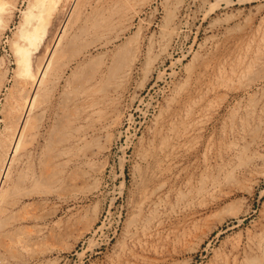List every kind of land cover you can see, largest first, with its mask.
Instances as JSON below:
<instances>
[{
  "label": "rangeland",
  "instance_id": "374dc122",
  "mask_svg": "<svg viewBox=\"0 0 264 264\" xmlns=\"http://www.w3.org/2000/svg\"><path fill=\"white\" fill-rule=\"evenodd\" d=\"M93 1L0 33V264H264V0Z\"/></svg>",
  "mask_w": 264,
  "mask_h": 264
},
{
  "label": "bare ground",
  "instance_id": "6f19581e",
  "mask_svg": "<svg viewBox=\"0 0 264 264\" xmlns=\"http://www.w3.org/2000/svg\"><path fill=\"white\" fill-rule=\"evenodd\" d=\"M11 1V2H10ZM113 1V0H112ZM59 2H60V0H32V3H31V7H30V10H29V12L25 15V26H26V28L27 29H31L33 26H34V24L37 22V20H38V16H39V13H41V11H43V13L44 14H46L47 12H48V4H49V11H50V8L51 9H54L56 6H58V4H59ZM66 2V1H65ZM65 2H63L62 4H63V6H64V3ZM93 2H95V0L93 1ZM4 3H5V5H4ZM68 3V2H67ZM115 3V2H114ZM113 3V4H114ZM14 4H15V0H0V12L2 11V8H4V20L3 21H1L0 23H2L1 24V26H0V33L1 32H3V30L5 29V27L7 26V24L9 23V18H10V16H11V9L13 8V6H14ZM61 4V5H62ZM124 4V3H123ZM115 5V4H114ZM116 6V5H115ZM114 6V7H115ZM47 7V8H46ZM59 7V6H58ZM67 7V6H66ZM72 7V6H71ZM97 8V7H96ZM57 9V8H56ZM60 9V8H59ZM55 10V9H54ZM53 10V11H54ZM61 10V9H60ZM67 10V9H66ZM92 10V9H91ZM116 10V9H115ZM57 11H58V9H57ZM69 12V11H68ZM54 13V12H53ZM72 13V12H71ZM100 13V12H99ZM59 14V13H58ZM60 14H61V12H60ZM81 15V14H80ZM111 15V14H110ZM116 15H117V13H116ZM58 16V15H57ZM6 17V18H5ZM53 18V17H52ZM66 19H68V17L66 18ZM78 19V18H77ZM76 19V20H77ZM85 19V18H84ZM107 19V18H106ZM56 21V20H55ZM59 21V20H58ZM64 21H66L67 22V20H64ZM96 21V20H95ZM102 21V20H101ZM76 22H78V21H76ZM85 22V21H84ZM60 23V22H59ZM80 23V22H79ZM83 23V22H82ZM75 24V23H74ZM85 24V23H84ZM99 24V23H98ZM94 25V24H93ZM64 26V25H63ZM82 27H84L83 26V24H82ZM67 27H65V29H66ZM80 28V27H79ZM64 30V28L62 29V31ZM70 31V30H69ZM79 31V33H80V31H82V30H78ZM77 31V32H78ZM82 33V32H81ZM80 33V34H81ZM100 33V32H99ZM71 35V34H70ZM75 35V34H74ZM78 35V34H77ZM82 35H83V33H82ZM56 36H57V34H56ZM69 36V35H68ZM50 37H52V36H50ZM55 37V36H54ZM53 37V40H55V38ZM75 36H73V34H72V38H74ZM21 39H20V41L18 42V44H17V46H16V58H17V63H18V68L20 69V73H19V79H18V88L16 89V93H17V95L19 96V97H22L23 95H26L27 94V92L26 91H28L29 89H27V86H29V88H35V87H39L40 86V84H42V78H41V74H39V72L42 70V68H44V65L45 64H47V58H48V56H49V51H50V49H51V47H52V43L51 44H48V42L47 41H45V43L47 42V44L46 45H44V44H42L41 42H40V40L39 39H37L36 37H35V34H34V30H23V33H22V35H21V37H20ZM58 38V37H57ZM52 39V38H51ZM50 39V40H51ZM69 39V38H68ZM47 40H49V38L47 39ZM41 41H43V40H41ZM52 41V40H51ZM50 42V41H49ZM33 54H34V56H33ZM119 71V70H118ZM116 74H117V72H115ZM5 74V73H4ZM103 74V73H102ZM105 74V73H104ZM106 74H108V72L106 73ZM127 74V70H124L123 69V71H120L117 75H116V78H121V77H124L125 75ZM3 76V75H2ZM114 76V75H113ZM4 77V76H3ZM90 78V77H89ZM111 78H113V77H111ZM3 79V78H2ZM88 81V80H87ZM44 82V81H43ZM85 82H86V80L83 82L84 84H85ZM90 82H92V80L90 81ZM96 82V81H95ZM87 83V82H86ZM88 83H89V81H88ZM84 84H83V86H84ZM2 83L0 82V89H1V87H2ZM81 85V84H80ZM41 87V86H40ZM114 87V86H113ZM116 87V86H115ZM114 87V88H115ZM78 88H80V87H77V89ZM107 88V87H106ZM74 89V88H73ZM83 89V88H82ZM100 89V88H99ZM31 90V89H30ZM37 90V89H36ZM72 90V89H71ZM85 91H87L86 89H84ZM107 90V89H106ZM33 91V90H32ZM74 91V90H73ZM85 91H81L82 93L84 92L85 93ZM99 91V90H98ZM103 91V90H102ZM114 91V90H113ZM75 92V91H74ZM74 92H71V93H74ZM100 92H101V89H100ZM70 92H69V94H71ZM77 94H80V93H78V92H76ZM103 93H104V91H103ZM74 95V94H73ZM81 95V94H80ZM79 95V96H80ZM87 95V94H86ZM71 96V95H70ZM69 96V97H70ZM107 96V95H106ZM71 97H73V96H71ZM76 97V96H75ZM67 99V98H66ZM75 99V98H74ZM98 99V98H97ZM82 100V99H81ZM71 101V100H70ZM76 102V101H75ZM93 103V102H92ZM91 103V104H92ZM84 104V103H83ZM103 104V103H102ZM95 105V104H94ZM93 104H92V106H94ZM99 105V104H98ZM97 105V106H98ZM79 106V105H78ZM83 106H85V105H83ZM89 106V105H88ZM92 106H90V108L92 107ZM96 106V107H97ZM37 107V106H36ZM61 107V106H60ZM75 107V106H74ZM41 109H44V108H42V106L40 107ZM46 108H47V106H46ZM69 108V107H68ZM77 108H80V107H76V109ZM63 109H65V107L63 106L62 108H61V112H62V110ZM67 109V108H66ZM99 109V108H98ZM59 109L57 108V111H58ZM69 110H71V109H69ZM97 110V109H96ZM60 111V110H59ZM74 112H75V110H73ZM79 111V110H78ZM78 111H77V114H78ZM60 112V113H61ZM64 112V111H63ZM62 112V113H63ZM84 113V112H83ZM64 114V113H63ZM88 114V113H87ZM65 115V114H64ZM67 115V114H66ZM65 115V116H66ZM68 115H69V113H68ZM66 116V117H69V116ZM75 115V114H74ZM60 117H61V114L59 115ZM90 116V115H89ZM70 117H72V115L70 114ZM87 117V116H86ZM88 118V117H87ZM97 118V117H96ZM99 118V117H98ZM69 118H66V120H65V118H64V120L65 121H69L68 120ZM85 120H83L84 122L86 121V120H88V119H86V118H84ZM63 120V121H64ZM72 120V119H71ZM75 120V119H74ZM91 120V119H90ZM64 121V122H65ZM76 121V120H75ZM184 121V120H183ZM194 121V120H193ZM72 123H73V121H71ZM70 122V123H71ZM89 122V121H88ZM171 123H173V122H171ZM195 123V122H194ZM193 123V124H194ZM65 124H66V122H65ZM64 124V125H65ZM68 124V123H67ZM66 124V125H67ZM192 124V125H193ZM81 125V124H80ZM169 125V124H168ZM190 125V124H189ZM68 126V125H67ZM170 126V125H169ZM174 126V125H173ZM188 126V125H187ZM194 126H196V125H194ZM193 126V127H194ZM65 127V126H64ZM74 127H75V125H74ZM192 127V128H193ZM77 129V128H76ZM78 129H79V127H78ZM102 129V128H101ZM172 129V128H171ZM172 131V130H171ZM192 131V130H191ZM184 133V132H183ZM185 134V133H184ZM186 135V134H185ZM188 135V134H187ZM164 136V135H163ZM71 137H72V135H71ZM75 137V136H74ZM77 138V137H76ZM80 138V137H79ZM65 139V138H64ZM67 140H68V138H67ZM79 140V139H78ZM59 141V140H58ZM65 141V140H64ZM64 141H59L61 144H63V142ZM82 141V140H81ZM59 142H57V143H59ZM75 142H77V141H75ZM54 143V142H53ZM67 144H69V143H67ZM182 144V143H181ZM57 145H59V144H57ZM55 148V147H54ZM63 148V147H62ZM159 150V149H158ZM24 155H26V156H28V152H26ZM150 159V158H149ZM54 165V164H53ZM57 165H58V163H57ZM57 165H55L56 167H59V166H57ZM42 167V166H41ZM51 167V166H50ZM44 168L46 169L47 167H45L44 166ZM41 169H43V168H41ZM40 169V170H41ZM55 169V167H52L50 170L52 171V172H50V177L51 176H53V177H55V172H57V174H59V175H62V172L60 171V172H58V170L56 171V169ZM48 170V169H47ZM59 170H60V168H59ZM230 171V170H229ZM42 173H43V170L41 171ZM51 173H53V174H51ZM45 175V174H44ZM218 175V174H217ZM68 176V175H67ZM67 176H64L63 178H67ZM70 178V177H69ZM69 178H67V179H69ZM214 179V178H213ZM213 181V180H212ZM216 182V181H215ZM214 183V182H213ZM215 185H217V184H213L212 186H215ZM195 186V185H194ZM192 187V186H191ZM199 188H201V187H199ZM210 189V188H209ZM199 190V189H198ZM197 191V190H196ZM202 193V192H201ZM159 200V199H158ZM157 200V201H158ZM150 202V201H149ZM160 203V202H159ZM154 204V203H153ZM156 204V203H155ZM154 204V205H155ZM142 225V226H141ZM140 226L141 227H136L135 229H133L132 231H130V233H129V237L130 238H135L136 239V242H138L137 241V238L140 240V238H139V231L140 232H142V233H146V231L147 230H145V229H147V228H145V226L143 225V224H141ZM137 226V225H136ZM147 235V234H146ZM133 240V239H132ZM145 259V258H144Z\"/></svg>",
  "mask_w": 264,
  "mask_h": 264
}]
</instances>
